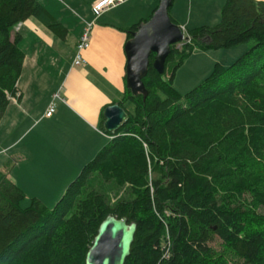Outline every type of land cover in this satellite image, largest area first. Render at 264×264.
<instances>
[{"label": "trees", "instance_id": "1", "mask_svg": "<svg viewBox=\"0 0 264 264\" xmlns=\"http://www.w3.org/2000/svg\"><path fill=\"white\" fill-rule=\"evenodd\" d=\"M31 18L62 40L69 34L37 0H0V121L19 95L25 59L15 30ZM139 25L126 32L128 41ZM187 32L190 41L171 47L163 74L150 57L146 97L133 96L125 77L119 105L127 120L108 134L104 109L100 128L112 139L54 207L34 198L22 208L26 194L9 179L14 160L7 161L0 170V264H85L108 216L137 224L126 264H264V2L226 0L218 25ZM246 43L252 46L243 56L227 68L217 64L192 91L174 88L195 50ZM122 190L113 203L110 193Z\"/></svg>", "mask_w": 264, "mask_h": 264}, {"label": "crops", "instance_id": "2", "mask_svg": "<svg viewBox=\"0 0 264 264\" xmlns=\"http://www.w3.org/2000/svg\"><path fill=\"white\" fill-rule=\"evenodd\" d=\"M97 1L90 0L78 6L80 29L72 37L69 33L66 40L57 37L40 22L45 27L41 29L31 19L19 28L20 48L25 54L17 83L20 98L10 99L0 121V157L4 162L14 160V170L23 171L14 176L11 168L7 173L24 193L29 194L26 179L39 178L34 171L52 178L55 177L49 171L54 174L57 171L62 185L59 181L54 182L60 186L57 193L61 186L64 187L59 193L62 196L81 169L111 140L100 128L101 115L105 108L119 104L125 97L126 32L149 19L157 7L144 0H130L96 16L92 6ZM53 2L49 0L47 10L71 31L69 23L57 17L51 6ZM225 2L188 0L191 8L193 4L196 6L197 12L212 5L221 12ZM175 3L173 0L169 10L172 20L187 32L186 24L177 21L178 14L173 11ZM87 23H94L91 44L82 52V64L74 66L76 46ZM26 25L42 33L38 35L35 30H30L33 33L28 31L30 34L22 35ZM53 103L55 111L47 117ZM124 106L129 109L127 103ZM3 164L0 170H4ZM48 184L49 181L44 179L43 185Z\"/></svg>", "mask_w": 264, "mask_h": 264}, {"label": "water", "instance_id": "3", "mask_svg": "<svg viewBox=\"0 0 264 264\" xmlns=\"http://www.w3.org/2000/svg\"><path fill=\"white\" fill-rule=\"evenodd\" d=\"M171 6L172 0H161L151 18L139 25L125 46L127 87L133 96H147L142 80L148 73L152 55H155L154 69L163 74L171 47L190 41L189 35L170 17ZM104 117L105 132L115 134L127 120V112L121 105L114 104L105 109ZM136 232L135 222L108 216L98 229L85 264H126Z\"/></svg>", "mask_w": 264, "mask_h": 264}, {"label": "rangeland", "instance_id": "4", "mask_svg": "<svg viewBox=\"0 0 264 264\" xmlns=\"http://www.w3.org/2000/svg\"><path fill=\"white\" fill-rule=\"evenodd\" d=\"M53 1L54 2L51 3V6L55 9V12L59 20L63 19L65 22L69 23V26L71 27V31L69 30L70 33L69 37H72V34L73 35H75V33L77 34V30L80 29V25H81L80 23L81 12L78 6L79 5L82 6L83 3L89 2L90 0L89 1L88 0H53ZM144 1L147 2L149 5H152V7L156 8L159 6L161 0H144ZM38 2L49 10V0H38ZM174 7H175L173 8V11H175L174 13L178 14L177 21L186 24L184 28H186L187 30H191L193 28H197L200 26L214 27L218 25L221 21V12L217 10V6L215 5H212L211 7L205 9L204 11L197 12L196 6L193 4V7L191 8V6L188 4V0H176ZM197 13H200V16H198ZM30 21L37 23V25H39L41 29H45V27L41 26V23L37 19L31 18ZM29 23L30 22H28V24ZM20 27L21 25L17 27V29L15 30L16 33L19 32L20 29L18 28ZM30 30L31 31L35 30V33H37L38 35L42 33V31H37L36 29H33L32 26L26 25L25 28L22 29V35L30 34L29 33L31 32ZM186 34L188 33L186 32ZM183 44L184 43L177 45V49H181ZM251 46L252 43H246L229 49L195 50L192 53V55L188 59H186L184 63L180 66V68L177 70L173 81L174 88L180 94L183 95L187 94L188 92L196 88L199 84H201L206 78H208L214 71L217 64L225 68L229 67L238 58L243 56L250 49ZM127 106L131 111L134 110V106L130 102L127 103ZM3 162L4 159H1L0 157V165L3 164ZM6 163L7 162H4L3 167H5ZM11 170L12 171L14 170V164ZM12 171L11 173L14 176H16V174L18 173H23V171L20 169H17V171L14 170V172ZM34 172L35 175L37 174L39 176V178L26 179L25 184L27 186L26 188L28 189L29 194L25 193L26 199L21 203L22 208L29 207L32 199L34 198L43 201L48 207L51 208L54 207L62 198L61 195H59V193L61 190H63L64 187L61 186V190L59 191V193H57L58 192L57 190L59 189L60 186H58V184L56 183L57 181H59V183L62 185V180L60 178L61 176L57 171H55V174L53 171H49V174H52L56 179L47 175L45 176L39 175L38 173H36V171ZM44 179L49 181V184L47 186L43 185ZM54 180L56 182H54ZM48 192L49 194H47ZM124 192L125 191L122 190L118 197H115V194L111 192L110 193L111 201L113 203L116 202L119 198L125 195ZM213 245L217 250H219L220 240L217 239L213 243Z\"/></svg>", "mask_w": 264, "mask_h": 264}, {"label": "built area", "instance_id": "5", "mask_svg": "<svg viewBox=\"0 0 264 264\" xmlns=\"http://www.w3.org/2000/svg\"><path fill=\"white\" fill-rule=\"evenodd\" d=\"M130 0H98L93 6L92 11L96 16H100L104 12L113 9L121 4H124ZM94 27V23H87L85 26V29L83 30V33L80 37V40L76 46V53L73 60L74 66H80L83 62L82 60V52L87 50L90 47L91 44V36H92V30ZM19 29V28H18ZM15 97V99L18 98ZM55 98H59V95H55ZM55 111V104H51L48 111H47V117L52 116V114Z\"/></svg>", "mask_w": 264, "mask_h": 264}]
</instances>
